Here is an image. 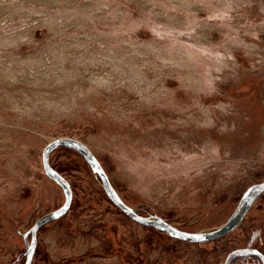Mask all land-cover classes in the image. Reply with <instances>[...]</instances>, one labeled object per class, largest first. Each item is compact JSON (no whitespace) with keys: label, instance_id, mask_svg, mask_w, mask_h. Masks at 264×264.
Returning a JSON list of instances; mask_svg holds the SVG:
<instances>
[{"label":"rangeland","instance_id":"374dc122","mask_svg":"<svg viewBox=\"0 0 264 264\" xmlns=\"http://www.w3.org/2000/svg\"><path fill=\"white\" fill-rule=\"evenodd\" d=\"M64 136L93 152L139 214L218 227L264 180V0H0V264H24L28 230L63 204L42 151ZM49 161L72 200L39 227L32 264L264 253V191L231 232L189 242L126 215L74 149Z\"/></svg>","mask_w":264,"mask_h":264},{"label":"water","instance_id":"95a60500","mask_svg":"<svg viewBox=\"0 0 264 264\" xmlns=\"http://www.w3.org/2000/svg\"><path fill=\"white\" fill-rule=\"evenodd\" d=\"M60 146H66L74 149L85 159L94 173L98 175L102 187L110 201L131 219L142 225L153 227L176 239L184 241L205 242L214 240L231 232L241 223L256 197L264 191V180L252 184L242 194L238 204L236 205L231 215L218 227L209 231H186L172 225L159 216H144L139 214L136 209L127 205L118 195L100 161L82 141L72 137H58L44 146L42 151V167L45 174L63 189L64 202L57 209H54L39 217L28 230L27 234H30V241H27L24 264H32L37 246V231L39 227L45 223L56 220L63 216L67 212L71 204L72 189L70 183L59 171H57L50 164L49 161V155L51 151ZM240 256H253L258 258L262 262V264H264V254L260 250L253 247H241L231 250L227 254L223 264H231V262L236 257Z\"/></svg>","mask_w":264,"mask_h":264},{"label":"flooded vegetation","instance_id":"af4514ba","mask_svg":"<svg viewBox=\"0 0 264 264\" xmlns=\"http://www.w3.org/2000/svg\"><path fill=\"white\" fill-rule=\"evenodd\" d=\"M254 248V247H253ZM257 249V248H256ZM259 250V249H258ZM262 252V251H261ZM263 253V252H262ZM35 254V253H34ZM264 254V253H263ZM246 257H253V256H246ZM237 258V257H236ZM256 258V257H255ZM258 259V258H257ZM259 260V259H258ZM261 262V261H260ZM232 263V262H231ZM262 263V262H261Z\"/></svg>","mask_w":264,"mask_h":264},{"label":"bare ground","instance_id":"6f19581e","mask_svg":"<svg viewBox=\"0 0 264 264\" xmlns=\"http://www.w3.org/2000/svg\"><path fill=\"white\" fill-rule=\"evenodd\" d=\"M256 200H257V198H256ZM250 209V208H249Z\"/></svg>","mask_w":264,"mask_h":264}]
</instances>
